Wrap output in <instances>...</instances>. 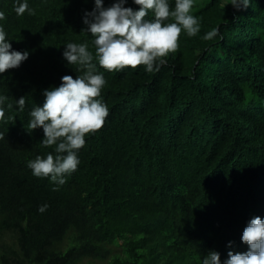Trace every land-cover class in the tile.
Wrapping results in <instances>:
<instances>
[{"label": "trees", "instance_id": "trees-1", "mask_svg": "<svg viewBox=\"0 0 264 264\" xmlns=\"http://www.w3.org/2000/svg\"><path fill=\"white\" fill-rule=\"evenodd\" d=\"M16 2L0 0V26L29 56L0 74L5 119L13 118L0 123V264H202L213 251L224 264L229 251L246 252L244 228L264 219V0L239 11L231 0H194L200 31L182 32L158 72H108L94 56L109 115L85 137L62 186L27 167L54 152L41 146L42 128L27 131L29 112L63 76L82 74L63 57L67 43L95 53L83 23L95 0H26L34 14L22 16ZM125 7L139 8L133 0Z\"/></svg>", "mask_w": 264, "mask_h": 264}, {"label": "clouds", "instance_id": "clouds-1", "mask_svg": "<svg viewBox=\"0 0 264 264\" xmlns=\"http://www.w3.org/2000/svg\"><path fill=\"white\" fill-rule=\"evenodd\" d=\"M133 2L139 6L138 10L125 7L127 0H116L107 8L103 6V0H95L94 9L85 13L83 23L87 27L84 31L94 38V54L86 42L65 45L64 59L69 65H78L76 71L82 74L75 79L70 75L63 76L59 87L44 91L43 106H35L29 112L27 131L31 133L42 128L41 146L54 149L46 156L37 155L28 161L27 167L35 177L50 178L57 186L64 185L66 176L78 168L77 153L85 146V137L100 130L109 115L107 105L100 99L106 80L95 71L94 56L99 66L108 72L136 69L141 65L148 73L158 72L169 54L178 51L182 32L192 37L200 31L198 19L191 14L194 0H175L174 10L168 0ZM249 3L250 0H231L237 11L247 9ZM14 11L18 16L25 12L34 14L26 0H17ZM149 11L154 14L153 20L145 19ZM3 19L5 14L0 11V20ZM170 20L174 22L165 23ZM218 33L215 28L203 39L211 40ZM28 56L27 51L12 49L3 26H0V74L18 68ZM7 101V96L0 95V123H9L13 119H5ZM15 106L24 111L26 98L20 97ZM7 108L12 109L13 104L7 103ZM5 135L0 131V140L5 139ZM47 207L42 205L38 211L43 213ZM241 242L248 250L242 253L229 251L224 264H264V219L252 218L243 230ZM202 264H221L220 254L209 252Z\"/></svg>", "mask_w": 264, "mask_h": 264}, {"label": "rangeland", "instance_id": "rangeland-1", "mask_svg": "<svg viewBox=\"0 0 264 264\" xmlns=\"http://www.w3.org/2000/svg\"><path fill=\"white\" fill-rule=\"evenodd\" d=\"M4 241L7 242L10 246H14V240L12 236L6 235ZM81 264H108L106 261L95 260V259H84Z\"/></svg>", "mask_w": 264, "mask_h": 264}]
</instances>
